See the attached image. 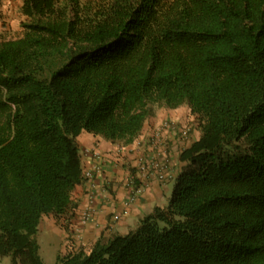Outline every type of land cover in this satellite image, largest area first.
Masks as SVG:
<instances>
[{
    "label": "trees",
    "instance_id": "16d2710c",
    "mask_svg": "<svg viewBox=\"0 0 264 264\" xmlns=\"http://www.w3.org/2000/svg\"><path fill=\"white\" fill-rule=\"evenodd\" d=\"M0 35V258L44 264L45 215L70 217L82 132L131 144L188 105L168 204L57 264H264V0H24Z\"/></svg>",
    "mask_w": 264,
    "mask_h": 264
},
{
    "label": "crops",
    "instance_id": "0c3cea01",
    "mask_svg": "<svg viewBox=\"0 0 264 264\" xmlns=\"http://www.w3.org/2000/svg\"><path fill=\"white\" fill-rule=\"evenodd\" d=\"M23 1L0 0V35L15 38L22 34L20 22L24 19L21 12ZM183 118L175 115V121L179 120L180 126L177 130L164 129L163 142L158 144H155L154 139H149L154 130L145 128L144 125L139 135L144 138L143 150L140 151H129L133 143L119 147L120 143H113L88 132H82L77 137L81 151L97 147L101 152V158L93 155L82 158L84 169L99 164L100 170L93 173L92 179L84 180L78 185L73 193L77 207L72 220L77 223L75 229H79L83 243L87 242L90 247L101 236H109L112 233L125 234L135 228L140 219L151 213L156 206L168 204L174 185L173 178L180 169L175 166L182 164L179 152L200 136L199 131L193 140L188 138L186 144L185 138L182 141L181 137L184 135L180 132L185 124L181 122ZM159 123L152 125L153 129L158 128ZM162 160L171 162L168 171L164 170L168 175L164 179L158 177L159 170L155 169L156 164ZM142 165L145 166L144 172L140 170ZM136 188H139L140 192L130 201ZM85 213L88 220L83 222L82 215Z\"/></svg>",
    "mask_w": 264,
    "mask_h": 264
},
{
    "label": "rangeland",
    "instance_id": "374dc122",
    "mask_svg": "<svg viewBox=\"0 0 264 264\" xmlns=\"http://www.w3.org/2000/svg\"><path fill=\"white\" fill-rule=\"evenodd\" d=\"M15 35L17 36L18 34ZM175 115L184 117L181 120V122H185V124L181 127L180 132L181 135H184L181 137L182 141L184 140L183 138H185L186 144L188 142V138H190L191 141L193 140V138L197 137V134L200 131V121L197 115L191 112V109L188 105H182L177 108L155 107L153 115L150 116L145 122V128L154 130L152 132V137L149 138L150 141L152 138L156 141L155 144H158L162 141V132L164 129H178V127L180 126V121H175ZM178 119H180V117ZM155 123H159L157 126L158 128L153 129L152 125H154ZM143 139L138 136L132 145L129 144L131 145L130 148L132 147L131 149H129V151L133 152L140 151L141 149L143 150ZM152 143L154 142L152 141ZM123 145L124 144L120 143L119 147H122ZM85 156H92L91 152L87 151L86 148L81 151V158H84ZM158 165L162 167V170L168 171V167L169 165H171V162L168 160H162L161 162H158ZM181 165L182 164H180V166L176 164L175 167L179 168L181 167ZM96 166L100 168L99 164H95L92 166V168H83V173L85 174L89 170L91 173H95L97 171L95 168ZM142 167L145 166L142 165L140 167V170L142 169ZM92 177L87 178V176L85 175L84 180H90L92 179ZM73 218L74 215H70V217H55L51 214L42 217L39 225L37 239L40 245V253L43 258L44 264H57L58 256L65 255L70 250L79 248L88 249L86 247H89V244H87V242L83 243V238L81 233L79 232V229H75V225L77 223L75 222V220H72ZM10 263V257L8 256L3 257L0 260V264Z\"/></svg>",
    "mask_w": 264,
    "mask_h": 264
},
{
    "label": "built area",
    "instance_id": "2783aa9c",
    "mask_svg": "<svg viewBox=\"0 0 264 264\" xmlns=\"http://www.w3.org/2000/svg\"><path fill=\"white\" fill-rule=\"evenodd\" d=\"M86 150H87V151H90L91 154H92L94 157L101 158V152H100V150H99L97 147H89V148H86ZM95 168H96V170H98V171L100 170V169L98 168V166H96ZM155 169L159 170V172H158V177H159L160 179H164V178H167V177H168V175L165 174L164 170H162V167H161L160 165H158V163L156 164ZM141 170H143V172H144L145 167H142ZM92 174H93V173H91L90 170H89V171H87V173L84 174V176L86 175L87 178H91V177L93 176ZM138 192H140V189H139V188H136V189L133 191V196L130 197V201H133V200L135 199V195L138 194ZM87 220H88V215H86V213H85V214L82 215V221H83V222H86Z\"/></svg>",
    "mask_w": 264,
    "mask_h": 264
}]
</instances>
